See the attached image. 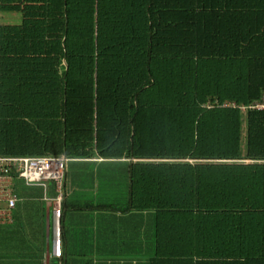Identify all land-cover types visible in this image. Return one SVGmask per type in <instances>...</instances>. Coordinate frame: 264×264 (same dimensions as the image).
<instances>
[{"label": "trees", "instance_id": "1", "mask_svg": "<svg viewBox=\"0 0 264 264\" xmlns=\"http://www.w3.org/2000/svg\"><path fill=\"white\" fill-rule=\"evenodd\" d=\"M0 12V156L95 165L57 264H264V0Z\"/></svg>", "mask_w": 264, "mask_h": 264}, {"label": "crops", "instance_id": "2", "mask_svg": "<svg viewBox=\"0 0 264 264\" xmlns=\"http://www.w3.org/2000/svg\"><path fill=\"white\" fill-rule=\"evenodd\" d=\"M67 166H71L72 169L70 176L66 172ZM91 166L95 165L71 162L65 164L64 173L60 180L59 190L62 197L57 216L53 211L57 189L52 180H46L41 186L26 185L19 179H12L11 186L16 193V201L12 209L9 210L3 206L4 202H0V236L9 235L8 238L12 237V241L21 245L15 253L16 258L6 259L9 264L58 263L55 261L57 256L54 255L52 248L53 237L58 233L60 248L67 239L64 236L66 230L64 225H67V230H69L71 224H76V219L80 213L79 210L64 208L63 205L71 204L75 200L93 199L95 197V185L91 183V179L79 178ZM79 170L82 171L79 172ZM60 235L62 240H60ZM68 235L70 237V233ZM63 247L65 248L64 244Z\"/></svg>", "mask_w": 264, "mask_h": 264}, {"label": "built area", "instance_id": "3", "mask_svg": "<svg viewBox=\"0 0 264 264\" xmlns=\"http://www.w3.org/2000/svg\"><path fill=\"white\" fill-rule=\"evenodd\" d=\"M254 106H257L255 104ZM263 106V105H262ZM257 106V107H262ZM66 158L64 156H24V157H3L0 156V202H5L9 210L13 207L16 195L11 188L10 171L17 173L26 185H44L46 180H52L57 189L54 199V213L58 215L59 202L62 193L59 190L60 180L64 173ZM53 253L59 255L58 233L53 237Z\"/></svg>", "mask_w": 264, "mask_h": 264}, {"label": "rangeland", "instance_id": "4", "mask_svg": "<svg viewBox=\"0 0 264 264\" xmlns=\"http://www.w3.org/2000/svg\"><path fill=\"white\" fill-rule=\"evenodd\" d=\"M19 20H20V16L17 12H0V23H18ZM262 105H264V94H263V98L260 101V103H257V106H262ZM244 126H245L244 125V114L242 112L241 114V135H242L241 138L242 140H243V135H244ZM67 163L69 164L70 162H66V164ZM66 172L68 173L69 176L71 175V172H72L71 166L66 167ZM3 206L6 207L5 202ZM8 237L10 236L9 235H4L3 237L0 236V261H2V264H9V261H6V259L16 258L15 253H17V251L19 250V246L21 245L20 243L16 241H12L11 239L12 237L11 238H8Z\"/></svg>", "mask_w": 264, "mask_h": 264}]
</instances>
